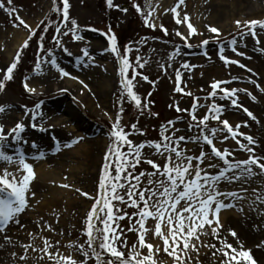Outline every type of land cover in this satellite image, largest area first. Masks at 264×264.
Here are the masks:
<instances>
[{
  "label": "snow or ice",
  "instance_id": "1",
  "mask_svg": "<svg viewBox=\"0 0 264 264\" xmlns=\"http://www.w3.org/2000/svg\"><path fill=\"white\" fill-rule=\"evenodd\" d=\"M185 3L186 0H177L174 7L163 10V14H173L176 25L186 26V32H181L177 28L174 33H169L163 24H157L158 4L155 6L148 4L149 10L146 15L140 3H132L131 7L144 17L145 27L153 31L159 27L165 37L174 35L183 42L184 48L192 49L194 45L189 41L195 36H202L203 33L199 32L191 22L190 16L182 7ZM106 5L108 9L115 8L125 13L128 11L127 8L114 4V0H106ZM70 7L69 0H60L59 4L57 0H52L51 10L62 19L55 22L51 40L54 48H46L45 35L37 36V32L43 25V33H47L53 22L46 24L44 20H41L40 24L33 28L19 15V9L15 7L14 0H0V10L9 16H14V27L22 26L28 30V37L17 51L13 62L6 69H0V73H3L0 78V91L4 90L6 81L13 79L14 71L21 62L23 50L30 46L33 38L37 41V58L34 64V71L37 74L42 71V65L47 64L62 78L78 80L84 89L90 90L84 80L73 76L58 63L56 58L55 49H60L68 56L73 55L64 42L65 37H70L73 42H81L85 39L77 20L70 19ZM235 26L239 36L232 35L231 39L222 38L219 28L206 26L208 32L215 35L212 40L203 39L196 47L204 49L203 55L210 60L207 46L210 43H216L218 58L225 68L235 65L255 76L256 73L250 67L241 63L239 59L226 55V52L230 51L235 57L251 60V56H247L239 49L238 41L250 36L254 44L259 46L261 39L257 29L264 33V19H238L235 21ZM87 30L98 31L95 28ZM104 35L108 36L110 44L105 52H111L118 61L121 90L118 97V111L109 133L112 143L103 157L97 194L91 196L78 188L75 189L93 200L83 222L82 235L86 239L83 243L70 242L66 246L70 250L68 254L60 251L59 241L52 243L46 237L43 238V247L39 249L35 248L31 242L26 243L22 245L24 254L18 256L20 264H25L28 260L29 249L44 253L51 264H89V261H94V264H156L153 259L154 251L159 252L161 245L163 251L173 258L174 264H188L191 259L189 254L198 253L200 247L213 249L212 254L219 256L218 264H257L251 249H245L242 243L234 247L228 242L227 237L222 235L224 225L221 220L223 210L236 209L243 213L245 202L249 212L259 211L257 205L264 206V183L258 187H248L257 177L264 179V152L258 154L257 141L252 135L241 131L242 128L249 127L248 121L233 125L227 119H221L225 109L232 107L242 110L251 121L259 124L260 120L257 116L240 102L239 94H245L253 102L257 101V96L246 87H229L239 79L237 76H232L231 79H214L209 84L211 91L204 97L194 96L190 108H181L179 101L169 105V108L174 109L178 114L187 113L188 120L178 115L176 119L169 120L160 126L159 140L134 143L129 138L131 135L144 136L146 133L137 127L138 122L132 123L129 130H126V126L122 124L124 99L127 97L130 102H133L141 115L146 111L150 112V102L137 94L134 90V81L138 76L149 83L155 84V81H149L147 75L137 70L143 69L148 63L147 60L141 62L142 58L137 57L134 63L130 62L128 53L132 51L131 47H127L122 52L110 26L109 32ZM245 47H247L246 44ZM256 50L257 48L254 47L253 51ZM259 51L264 53V48H260ZM80 52L88 62L78 57V63L85 67L90 66L95 57L90 55L89 47L81 48ZM181 55V47L177 45L168 60L173 61ZM160 67L167 74L172 64L168 63ZM196 67L197 65L184 61L175 68V93L193 96L191 91H185L186 83L184 87H181V84L184 83V72L190 73ZM130 69L131 78H129ZM29 80L30 78H25L24 89L27 93L35 95L37 89L30 86ZM247 82L264 93V86L257 83L255 79L249 78ZM202 99L211 103L202 104L200 103ZM225 101L228 103H223ZM201 108L205 109L202 116L199 115ZM6 111L4 106H0V114ZM43 115L41 104L37 103L34 108L25 106L24 117L15 122L12 127L6 129V125L0 122V163L6 165L0 169V237H3L8 244L12 243L11 236L7 234L10 226L20 225L21 216L30 208V201L36 196L31 189L36 176L34 165L28 162L29 157L21 145H29V141L23 136L28 127H39L40 131H47L42 123L37 124ZM152 115L158 116V113ZM25 120H28L27 124ZM211 121H216L217 126L211 127ZM180 122L186 124L183 131L187 135H178L182 129L176 125ZM84 139L83 136H79L70 143L63 144V147L70 149ZM52 140L56 152H60L61 142L56 137H52ZM228 141H231L232 145H229ZM190 144L195 147V152L187 147ZM9 148L12 149L11 154L8 151ZM30 148L39 152V155H32V160L44 158L45 153L40 151L38 144L31 143ZM145 149L150 150V155H145ZM240 153H247V157L238 159L237 156ZM142 163L148 164L152 170L140 171L137 174L136 169ZM233 185H238V190H232ZM61 186L69 187L67 184ZM249 192L252 194L251 197L248 195ZM128 208L134 211L129 213ZM260 214L264 215V212ZM53 215L58 222L59 215L55 210ZM124 220L128 221L126 229L121 226ZM42 228L53 231L51 224L48 223H44ZM126 231L137 235V243L133 244L131 249H128ZM227 232L232 238L238 239L235 230L229 229ZM209 234L216 242L203 243L201 237ZM28 236L32 238V241L37 239V236L31 232ZM217 243L220 247H217ZM257 247L259 248L260 245ZM126 249H128L127 252ZM145 249L147 254H143ZM73 252L78 254L80 259L75 258ZM12 255L17 256L15 252Z\"/></svg>",
  "mask_w": 264,
  "mask_h": 264
},
{
  "label": "rangeland",
  "instance_id": "2",
  "mask_svg": "<svg viewBox=\"0 0 264 264\" xmlns=\"http://www.w3.org/2000/svg\"><path fill=\"white\" fill-rule=\"evenodd\" d=\"M59 2L60 0H57L58 4ZM176 2L177 0H159V8L156 10L159 16L157 24H163L169 33H174L177 28L181 32L187 31L185 25L175 24L173 14H163L164 9L174 7ZM69 3L71 5L70 19L77 20L85 39L81 42H73L70 37H65L64 42L73 55L68 56L60 49H55L56 58L58 63L73 76L84 80L90 90L84 89L78 80L62 78L54 68L47 64L42 65V71L37 74L34 71L37 41L33 38L30 46L23 50L21 62L14 71L13 79L6 81L4 90L0 91V106L7 109L6 113L0 114V122L6 125V129L24 117L25 106L34 108L37 103L41 104V111L44 114L37 124L42 123L47 128V131L42 132L39 127H28L23 134L24 138L29 141V145L21 146L29 157L28 162L33 163L36 174L31 185L36 196L30 201V208L21 216L20 225L10 226L7 234L11 236L12 243L8 244L3 237H0V245H3L0 247V264H20L18 256L24 254L22 245L31 242L35 248H42L45 237L52 243L59 241L60 251L65 254L70 251L66 247L70 242L83 243L86 239L82 235L83 222L93 200L83 196L81 192L91 196L97 194L103 157L111 144L109 133L118 111V97L121 90L118 61L111 52H105V49L110 47L108 36L104 35L109 32V26L116 35L122 52L127 47H131L132 51L128 53L130 62L134 63L137 57L142 58L141 62L148 61L143 69L137 70L147 75L149 81H155V84L149 83L140 76L134 81V90L137 94L150 102V112L146 111L141 115L133 102H130L127 97L124 99L122 124L126 126V130H129L132 123L138 122L137 127L146 133L144 136L131 135L129 138L134 143L159 140L160 126L169 120L176 119L178 115L183 116L184 120L189 119L187 113L178 114L174 109L169 108L174 101H179L181 108H190L194 96L204 97L211 91L209 84L214 79H231L232 76H237L239 79L229 87H246L257 96V101L253 102L245 94H239L240 102L257 116L260 123L251 121L242 110L232 107L225 109L221 119H227L233 125L248 121L249 127L242 128L241 131L252 135L257 141L258 154L264 152V93L247 82L251 78L264 86V53L259 51L260 48H264V33L257 29L261 39L259 46L254 44L250 36L238 41L239 49L247 56H251V60L245 57H235L230 51L226 52V55L237 58L241 63L250 67L256 73L255 76L235 65L225 68L218 58L216 43H210L207 46L206 50L211 56L210 60L203 55L204 49L196 47L203 39H213L215 34L208 32L206 27L208 25L219 28L222 38L231 39L232 35L238 37L239 32L235 21L264 19V0H186L185 6L182 7L190 16L193 25L203 33L202 36H195L189 41L194 45L192 49L184 48L183 42L174 35L165 37L159 27L153 31L144 26V17L138 14L131 4L140 3L146 15L149 10L147 6L148 4L153 5V0H114V4L127 8V13L115 8L108 9L106 0H69ZM14 5L19 9V15L33 28L40 24L41 20H44L46 24L53 22L47 33H43V25H41L37 36L44 34L45 43L49 42L46 48H54L51 38L54 35L55 22L62 17L51 10L52 0H14ZM14 23V16H9L0 10V69H6L13 62L17 51L28 37V30L22 26L14 27ZM91 28L98 31L87 30ZM21 40L23 42L19 45ZM177 45L181 47L182 55L169 61L168 57ZM85 46L89 47L90 55L95 57L88 67L78 63V57L88 62L80 52V49ZM254 47L257 48L256 51H253ZM184 61L197 65L190 73L184 72V83L181 84V87H184L186 83L185 91H191L193 96L174 92V70ZM168 63H171L172 67L168 68L165 74L160 65L166 66ZM131 74L130 69L129 78ZM2 75L3 73H0V78ZM26 77L30 78L29 84L37 89V94L33 95L25 91L23 85ZM107 81H110L109 85L105 84ZM63 89L67 91H62ZM200 103H211V101L205 102L202 99ZM204 112V108L199 109L200 116ZM153 113H158V116L152 115ZM25 123L27 124L28 120H25ZM210 126H217V122L211 121ZM176 127L182 129L178 135H187L183 131L186 128L184 122L178 123ZM79 136L85 139L70 149L63 147V144L70 143ZM52 137H56L61 142L60 152H56ZM31 143L39 145L40 151L45 153L44 158L31 159L33 154L39 155L36 149L30 148ZM228 144L232 145V142L228 141ZM187 147L196 151L191 144ZM74 150L78 153L73 152ZM8 151L11 154L12 149L9 148ZM144 152L145 155H150V150L145 149ZM246 157L247 153H240L237 156L238 159ZM5 166L0 163V169ZM39 170L44 175H40ZM151 170L148 164L142 163L137 167L136 172L138 174L140 171ZM262 183L264 179L257 177L255 182L248 187H258ZM64 184L69 187H62L61 185ZM238 187V185L231 186L232 190H238ZM77 188L81 192L75 191ZM248 195L251 197V192ZM257 208L259 211L249 212L247 202H245L243 213L236 209L223 210L221 212L224 225L222 235L226 236L228 242L234 247L242 243L245 249H251L257 264H264V215L260 214L264 212V206L257 205ZM53 210L59 215L58 222L56 216L53 215ZM127 211L132 213L134 209L128 208ZM228 212L230 214L223 219V215ZM44 223L51 224L53 231L44 230L42 228ZM127 225V220L121 222V226L125 229ZM229 229L237 232L238 239L228 235L227 230ZM29 232L37 236L35 241L28 236ZM125 238L128 241V249L137 243V235L134 232L126 231ZM201 240L205 244L216 242L210 234L202 236ZM257 245L260 247L258 248ZM217 247H220L218 243ZM128 249L125 251L127 252ZM13 252L17 254L16 257L12 255ZM212 252L211 248L200 247L198 253L189 254L191 259L188 264H218L219 256H214ZM143 254H147L146 249L143 250ZM73 255L80 259L75 252ZM27 256L28 260L25 264H51L42 252L29 249ZM42 256L43 259L40 258ZM153 259L156 264H174L173 258L163 251L162 245L159 252L154 251ZM89 264H94V261H89Z\"/></svg>",
  "mask_w": 264,
  "mask_h": 264
},
{
  "label": "bare ground",
  "instance_id": "3",
  "mask_svg": "<svg viewBox=\"0 0 264 264\" xmlns=\"http://www.w3.org/2000/svg\"><path fill=\"white\" fill-rule=\"evenodd\" d=\"M159 3V0H153V5L155 6L156 4H158ZM23 40H24V38H23ZM23 40H21V41H19L20 43H19V45H21V43L23 42ZM109 83H110V81H107L105 84H107V85H109ZM73 152H77L78 153V151H76V150H74ZM41 170H39V172H40ZM44 172V171H43ZM41 173V172H40ZM40 175H44V173H41ZM57 200H59L58 198H57ZM228 214H230L229 212L228 213H226V214H224L223 215V219H224V217L225 216H227Z\"/></svg>",
  "mask_w": 264,
  "mask_h": 264
},
{
  "label": "trees",
  "instance_id": "4",
  "mask_svg": "<svg viewBox=\"0 0 264 264\" xmlns=\"http://www.w3.org/2000/svg\"><path fill=\"white\" fill-rule=\"evenodd\" d=\"M51 29V28H50ZM53 33H54V31H53ZM51 40H52V38H51ZM52 43V42H51ZM49 44V42H46L45 43V47H47V45Z\"/></svg>",
  "mask_w": 264,
  "mask_h": 264
}]
</instances>
